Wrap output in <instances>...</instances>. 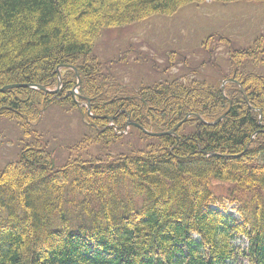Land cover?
<instances>
[{"label": "trees", "instance_id": "16d2710c", "mask_svg": "<svg viewBox=\"0 0 264 264\" xmlns=\"http://www.w3.org/2000/svg\"><path fill=\"white\" fill-rule=\"evenodd\" d=\"M203 1L0 0V88L18 85L0 91V115L24 127L19 159L0 170V264H264V76L239 70L242 57L264 63L262 37L251 52L229 51L235 67L214 82L174 78L136 90L91 54L104 28ZM63 65L77 69L91 114L79 110L95 135L67 146L73 156L54 166L30 123L53 103L78 110L68 93L77 77L60 68L58 94L28 85L55 87ZM227 77L243 91L230 81L222 92ZM178 122L174 134L139 128ZM92 145L112 151L92 154Z\"/></svg>", "mask_w": 264, "mask_h": 264}, {"label": "rangeland", "instance_id": "374dc122", "mask_svg": "<svg viewBox=\"0 0 264 264\" xmlns=\"http://www.w3.org/2000/svg\"><path fill=\"white\" fill-rule=\"evenodd\" d=\"M208 36H212L208 42L210 50L205 48ZM261 37L264 42V1L221 3L204 0L184 5L172 15H153L127 25L104 28L91 54L98 59L103 73L108 74L110 79L136 90L141 84L174 78L214 82L220 74L227 76L235 67L234 64H227L229 51L246 52L250 49L251 52L254 40ZM253 58L242 57L240 61L243 65L239 70L264 76V63L254 66ZM54 88L56 86L48 89ZM61 88L62 84L60 91ZM73 98L81 101L79 88L78 95ZM86 101L88 99H82L83 103ZM86 104L81 108H85L90 115L89 104ZM86 120L79 109L53 103L35 123H30V128L48 142L52 152L51 162L55 166L73 156L67 151V146L82 137L95 135V130ZM23 128L16 118L0 115V170L19 159ZM99 149L112 151V145L105 149L96 145L90 147L91 151L95 150L92 154ZM220 185L225 193L227 184ZM227 206L229 213L234 214L233 204L227 203Z\"/></svg>", "mask_w": 264, "mask_h": 264}, {"label": "water", "instance_id": "95a60500", "mask_svg": "<svg viewBox=\"0 0 264 264\" xmlns=\"http://www.w3.org/2000/svg\"><path fill=\"white\" fill-rule=\"evenodd\" d=\"M65 67H68V68H70V69H73L74 71H75V74H77V69H76V67H74V66H66V65H64ZM57 75H59V72L57 71ZM226 80H228V79H226ZM226 80H223L222 81V86L224 85V83L226 82ZM238 83V85L240 86V83L239 82H237ZM61 84H62V80L61 79H59V77H58V81H57V85H56V88H54V89H48V88H46L45 86H42V85H33V86H35V87H37V88H39V89H41V90H44V91H46V92H49V93H51V94H56V93H58L59 91H60V87H61ZM16 86H18V85H7V86H4V87H2V88H0V91H3V90H5V89H7V88H10V87H16ZM28 86H32V85H28ZM79 86H80V79H78V82H77V84L75 85V87L72 89V90H70L69 92L71 93V95H78V88H79ZM68 92V93H69ZM253 109H255L259 114H261V111L259 110V109H257V108H253ZM223 115L224 114H222V115H220L218 118H216L212 123H216L217 121H219L222 117H223ZM127 118L129 119V114H127ZM187 118V116L182 120V121H184L185 119ZM181 121V122H182ZM181 122H178L177 124H175V126H173V128H171L170 130H167V131H163V132H151V131H148V130H146V129H144L143 127H139L144 133H146V134H149V135H153V136H160V135H165V134H174V129L178 126V125H180V123ZM128 124H129V122H128ZM137 126V125H136Z\"/></svg>", "mask_w": 264, "mask_h": 264}, {"label": "bare ground", "instance_id": "6f19581e", "mask_svg": "<svg viewBox=\"0 0 264 264\" xmlns=\"http://www.w3.org/2000/svg\"><path fill=\"white\" fill-rule=\"evenodd\" d=\"M66 66H68V65H66ZM61 67H65V66H64V65H63V66H60V67L56 70V74H57V71L59 72V75H57V78L59 77V79H61V77H60V68H61ZM74 72H75V71H74ZM76 77H77V81H76V84H77L78 79H79L78 72H77V74H76ZM226 79H228V78H226ZM226 79H224V80H226ZM230 81H234V80H233L232 78H229L228 80H226V82H230ZM226 82H225V83H226ZM234 82L238 85V83H237L236 81H234ZM225 83H224V84H225ZM76 84H75V85H76ZM223 86H224V85H223ZM223 86H222V84H221V91H222V92H223ZM28 87H32V88L39 89V88H37V87H35V86H33V85H32V86H28ZM238 87H239V89H240L241 91H243V90H242V86H241V84H240V86L238 85ZM7 89H8V88H7ZM40 90H41V89H40ZM3 91H4V90H3ZM43 91H44V90H43ZM45 92H46V91H45ZM69 93H70V92H69ZM70 94H71V93H70ZM75 102L78 103V104H77V108H78V109H81V105H82V106H83V105L85 106V104L82 103V102H80V101H79L80 103H79L78 101H76V100H75ZM86 108H87V107H86ZM88 114H89V112H88ZM221 119H222V118H221ZM259 119H260V114H259Z\"/></svg>", "mask_w": 264, "mask_h": 264}]
</instances>
